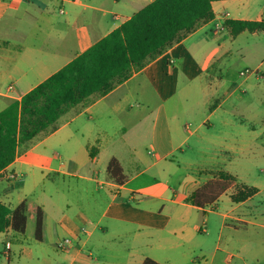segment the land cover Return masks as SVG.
<instances>
[{
    "label": "crops",
    "instance_id": "1",
    "mask_svg": "<svg viewBox=\"0 0 264 264\" xmlns=\"http://www.w3.org/2000/svg\"><path fill=\"white\" fill-rule=\"evenodd\" d=\"M152 1L139 4L138 0L124 3L121 0H103L100 4L107 6L102 8L84 0H27L25 7L21 8V0H0V7L4 8L0 11V97L9 99L10 104L20 100ZM249 2H213L212 20L199 25L108 94L93 95L68 109L58 120L54 132L40 134L44 137L40 143L34 142L36 137L30 147L22 150L16 160L1 172L0 202L14 209L26 201L20 200L17 206L8 203L16 191L24 188V179L19 177L18 171L24 166H38L34 161L40 144L46 145L51 138L62 133L66 134L65 146L73 149L90 146L92 139L104 150L108 149L106 146L118 143L136 147L139 141L149 140L160 151L155 155L158 160L151 167L160 162L173 166L175 163L168 159L174 157L176 150L184 156L187 151L182 148L183 144L194 137L206 149L230 153L252 150L259 134L245 123L249 117L240 118L237 112L222 109L238 89L244 85L251 87L248 84L250 75H242L243 70L237 68L236 54L238 51H251V46H241L242 36L258 37L264 31H244L234 37L226 26L228 20L264 21L251 16L247 9ZM119 8L124 14L118 13ZM227 12L230 14L228 19L223 16ZM20 23L25 25L21 28L16 26ZM218 23L224 24L225 29L216 32ZM254 49L261 54L264 46H255ZM7 81L10 84L2 92L1 87ZM18 88L24 90L15 96L14 91ZM214 101L219 104L213 105ZM187 120L195 124L194 130L185 126ZM129 129L132 130L128 134ZM99 137L104 142L97 141ZM182 137H185L184 142L173 145ZM38 156L40 159L48 158L46 153ZM112 158L120 162L117 156L112 155L110 160ZM206 158L213 159L214 156L206 155ZM182 161L178 168H182ZM92 162V159L83 163L74 161L73 165L82 167ZM41 168L59 172L50 165ZM150 168L128 177L122 185L113 182L106 172L108 179L101 184L107 189L97 192V196L91 189V183H98L99 179L94 175L101 172L96 170L95 174L82 175L83 185L74 196H78L77 200L85 206L78 205L73 217L65 224L60 223L57 229L51 227L50 214L41 208L44 213L43 240L35 237L36 242H44L50 234L52 238L53 233H58V241L62 240L61 234L73 240L68 250L62 249L67 254L65 264H91V249L95 245L98 249L105 248V238L110 232L115 234L118 250L123 253L121 264H144L147 259L156 264H249L244 251L253 246V229L259 235L264 231V208L252 204L264 191L261 179L254 182L236 179L235 185L219 198L215 203L216 210L212 211L207 207L197 208L188 199L197 189L216 179L220 171H210L200 179L183 178L186 180L180 184L181 192L161 188L156 182L134 188L133 181L137 178L156 179L147 174ZM12 175L18 179H13ZM243 185L254 187L258 192L246 201L233 202L231 196ZM99 200H103L105 206L100 207L103 201ZM225 200L230 208L222 210L221 202ZM98 209L101 211L99 224L108 217L110 222L120 223L121 229L116 231L105 221L103 237L95 236L97 226L86 211L96 212ZM36 212L27 215L28 221L35 219L36 223ZM194 212L208 214L204 228L193 223L191 216ZM209 215L219 218L220 225L215 223L212 226ZM82 231L88 234L85 240L81 238ZM16 234L22 233L11 229L0 233V258L5 254L8 243L11 256V242ZM208 239L213 240L211 244ZM125 240L131 242L127 244ZM87 249L89 254H86ZM34 255V249L26 245V258L32 259ZM198 258L201 261H197Z\"/></svg>",
    "mask_w": 264,
    "mask_h": 264
},
{
    "label": "rangeland",
    "instance_id": "2",
    "mask_svg": "<svg viewBox=\"0 0 264 264\" xmlns=\"http://www.w3.org/2000/svg\"><path fill=\"white\" fill-rule=\"evenodd\" d=\"M27 0H21V8L25 7ZM85 2H92L89 4H97L102 8H106L107 5H101L103 0H84ZM129 0H121V3L128 2ZM148 0H138L139 4H144ZM4 8L0 7V11ZM247 9L251 12V16L264 20V0H250L247 5ZM118 13L124 14L121 8L117 9ZM13 23L12 25H14ZM25 24H18L16 26L23 27ZM19 29V28H18ZM241 46L243 48L251 46L249 53L239 52L236 54L237 68L239 71L246 70L251 71L247 75L249 76L248 84L238 89L236 94L227 101L223 106L224 110H232L241 115L240 118L249 117L245 123L248 124L249 129H254L258 134L255 147L247 152H223L216 149H206L201 147L196 141L197 139L190 138L187 143H184L182 148L187 152L181 153L180 150L174 152V157H170L168 161L175 163L173 166H168L164 162H160L157 166L151 167L158 159L156 154H159V149L155 147L149 140L139 141L136 147L123 146L122 144H113L106 146L107 150L99 146V143L91 140V145H83L81 149L67 148L65 146L66 134L62 133L51 138L48 144H40V147L36 150L35 161L38 166H24L23 169L18 171L19 177L24 179V188L16 191V195L10 197L8 203L12 206H17L20 200L25 199L27 203V215L35 214L38 207L44 209L51 216V227H57L61 224H65L76 209H79L78 205L85 204L77 200L78 196H74L79 193L80 187L83 185L81 179L82 175L95 174L96 170L101 174L94 175L95 179H99L98 183H91V189L97 196V192H101L107 189L106 185H102L101 181H107L106 168L112 155L119 158L124 173L127 177H132L142 170L149 169L147 173L150 178L156 179H144L137 178L133 181L134 188H141L147 183L156 182L161 188L177 189L179 192L183 189L180 184H184L186 177H193L196 179L204 178L210 171H224L232 174L235 179H248L252 182L255 179H261L264 186V51L258 54L255 46H264V32L260 33L258 37H252L250 34L242 36L240 39ZM258 49V48H257ZM239 50V48H238ZM10 83L7 81L3 83L1 90L6 91ZM249 85V86H250ZM24 88H18L14 91L15 96H19ZM246 90V93H243ZM225 96V94H223ZM220 97V96H219ZM10 100L4 97H0V112L9 106ZM219 104L218 101H214L213 105ZM206 113V111H204ZM203 112V113H204ZM185 126H189L190 130L195 129V124L189 120L185 123ZM132 129L128 130V134ZM185 136V135H183ZM100 138V139H99ZM97 141L104 142L102 137H99ZM185 137L179 139V142H175L173 145L181 144L184 142ZM44 137L38 135L35 139V143H40ZM33 143V144H35ZM193 148H196L193 150ZM25 150V149H23ZM46 153L48 160L39 158V154ZM208 156H214L213 159L206 158ZM47 157V156H46ZM39 158V159H38ZM93 160L92 164L85 166L73 165V162L79 163ZM183 159L181 166L178 168L180 160ZM52 166L59 172H48L42 166ZM102 185V186H101ZM102 202L103 200H99ZM264 202V191L260 196L255 198L252 204L257 207L264 208L262 206ZM251 204V205H252ZM105 206L104 201L100 207ZM99 207V208H100ZM208 209L216 210V205L207 206ZM230 208L228 202H221V209ZM87 212V216L96 225L95 236L103 237L102 227L105 225V221L113 226L116 231L121 229V224L117 222H110V218H105L104 223H98L99 209L95 212ZM208 214L202 212H194L191 216L193 223L205 227L204 220ZM211 217L212 226L220 225L219 218L209 215ZM197 217V218H196ZM214 221V223H213ZM35 219L28 221V227L25 233L16 234L12 244L11 256L7 249L5 254L0 258V264H65V252L60 248V243L63 240L69 239V237L61 234L62 240L58 241V233L51 234L44 242H36L35 240ZM89 228H93L90 226ZM244 230L248 228H243ZM253 246L244 251L249 264H264V231L261 235L257 234V230L253 229ZM82 239L85 240L88 237L82 231ZM201 235V234H200ZM103 241V239H102ZM101 241V242H102ZM213 240L208 239L207 242L211 244ZM58 242V243H57ZM125 243L129 244L131 240H125ZM206 244V245H209ZM261 243V244H258ZM105 248L98 249L97 245L93 246L91 252L93 254V260L91 264H121L123 262V253L118 249V240L113 232L108 233L105 238ZM26 245L31 246L34 249V257L32 259L26 258ZM213 245V244H212ZM11 247V245H10ZM209 249V248H207ZM258 253V255H257ZM86 254H89L88 249ZM201 261V259H196ZM258 260V261H257ZM260 261V263H259Z\"/></svg>",
    "mask_w": 264,
    "mask_h": 264
},
{
    "label": "trees",
    "instance_id": "3",
    "mask_svg": "<svg viewBox=\"0 0 264 264\" xmlns=\"http://www.w3.org/2000/svg\"><path fill=\"white\" fill-rule=\"evenodd\" d=\"M216 1L221 0H154L20 100L13 101L0 112V174L38 135L54 132L68 109L93 95L108 94L199 25L212 20V4ZM226 26L234 37L244 31H264V21L228 20ZM106 172L119 185L128 180L116 158L108 162ZM235 182L233 175L220 171L216 179L197 189L188 202L206 208L215 204ZM257 192L256 188L243 185L231 198L239 203ZM27 209L26 201L14 209L0 202V233L8 229L25 233ZM43 232L44 213L38 208L37 240H43ZM144 264L156 263L147 259Z\"/></svg>",
    "mask_w": 264,
    "mask_h": 264
},
{
    "label": "built area",
    "instance_id": "4",
    "mask_svg": "<svg viewBox=\"0 0 264 264\" xmlns=\"http://www.w3.org/2000/svg\"><path fill=\"white\" fill-rule=\"evenodd\" d=\"M223 16H224V18L228 19V17L230 16V14L227 12ZM225 27L226 26L224 24L218 23L216 25V32H219V31L224 30ZM249 73H252V72L249 71V70H246L245 72L242 73V75H247ZM12 178L13 179H18L16 175H12ZM71 244H72V242L69 239L63 240V242L60 243V248L63 249V250L64 249L68 250L71 247ZM6 249L8 251L10 250V243L7 244Z\"/></svg>",
    "mask_w": 264,
    "mask_h": 264
}]
</instances>
